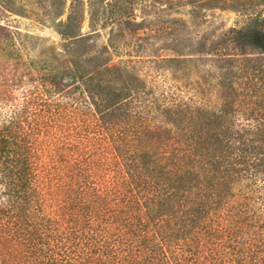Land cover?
<instances>
[{
	"label": "trees",
	"instance_id": "trees-1",
	"mask_svg": "<svg viewBox=\"0 0 264 264\" xmlns=\"http://www.w3.org/2000/svg\"><path fill=\"white\" fill-rule=\"evenodd\" d=\"M227 40L264 53V15ZM0 49V264H264V132L235 116L248 88L221 71L220 102L138 130L135 75L25 64L7 36Z\"/></svg>",
	"mask_w": 264,
	"mask_h": 264
},
{
	"label": "rangeland",
	"instance_id": "rangeland-1",
	"mask_svg": "<svg viewBox=\"0 0 264 264\" xmlns=\"http://www.w3.org/2000/svg\"><path fill=\"white\" fill-rule=\"evenodd\" d=\"M263 15L264 0H0V36L14 39L25 64L69 63L83 73L116 67L121 73L111 77L135 75L142 88L127 107L136 112L138 130L146 123L167 133L171 106L220 102L214 84L222 71L240 96L248 88L246 113L239 105L236 121L258 133L264 132V53L227 37ZM221 53L233 61L219 59ZM147 135L140 145L149 144Z\"/></svg>",
	"mask_w": 264,
	"mask_h": 264
}]
</instances>
